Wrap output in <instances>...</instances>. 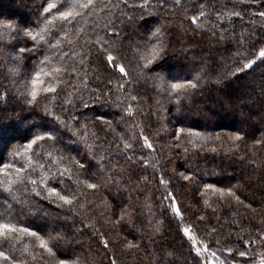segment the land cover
Wrapping results in <instances>:
<instances>
[{
    "label": "snow or ice",
    "instance_id": "obj_1",
    "mask_svg": "<svg viewBox=\"0 0 264 264\" xmlns=\"http://www.w3.org/2000/svg\"><path fill=\"white\" fill-rule=\"evenodd\" d=\"M218 3L219 0H42L31 23L0 21L9 37L5 40L0 35L2 95L7 99L9 93H18L25 105L22 111L39 109V123L30 125V135L22 138L24 142L11 151L8 145L0 151V176L6 181H0V264H95L91 246L84 247L85 235L96 240L105 254L115 247L126 253L143 252L153 264H174V253L166 250L163 243L157 246V239L163 237L165 219L176 223L191 264H255L257 249L261 250L260 264H264V220L255 231L233 221L227 224L230 230L225 233L221 229L226 222L216 217L213 223L212 216L207 215L209 208L213 214L216 211L206 198L209 192L224 206L244 205L236 187L205 182L198 161L186 160L183 171L173 169L169 173L167 158H158L163 156L165 146L157 148L155 140L137 123L146 114L159 115V110H140L136 87L141 81L158 82V86L154 85L158 96L182 105L214 75L207 62L196 63L186 75L164 67L175 35L173 18L177 11L181 13V23L175 27L190 21L200 28L208 21V31L218 35L219 42H226L227 47L217 55L238 65L231 76L249 75L254 67L264 65V36L249 41L245 48V37L234 32L229 36L223 27L226 18L241 17L242 13L234 10L235 5L231 10H217ZM220 7L228 9V3ZM116 13L123 17L120 24L127 23L131 31L117 27ZM253 15L264 18V11ZM97 16L105 23L93 20L86 33L82 25ZM161 18L166 22L161 23ZM126 46L131 60L121 55ZM93 56L102 60L106 73L103 79L100 65L93 66ZM191 59L196 61L195 56ZM94 81H100L103 88L92 86ZM245 88L249 98L255 94L264 99V75ZM156 103L159 105L160 100ZM105 104L117 109V125L131 121L133 130L121 128L117 132L112 120L96 112L97 106ZM4 120L0 114V127ZM161 128L167 133L166 126ZM182 134L203 143L220 139L179 128L172 133L176 143L168 147L181 148ZM156 139H163L160 131ZM244 139L240 133L228 137L236 148ZM187 143L203 150V145L193 139ZM254 144H264V138L254 139ZM189 151V147H183L185 154ZM133 164L145 174L136 175ZM174 180L195 186L197 203L203 204L204 211L193 213L191 221L185 215L190 206L182 207L171 190ZM153 181L163 189L158 201L145 196L139 202L138 196L133 197L134 192L143 195V186ZM125 195L128 200L123 199ZM25 217L52 223L34 227ZM201 224L207 227L203 234ZM25 237L32 239L31 251L28 244L20 248ZM16 250H20L19 258L13 254ZM108 262L117 264L115 253Z\"/></svg>",
    "mask_w": 264,
    "mask_h": 264
},
{
    "label": "trees",
    "instance_id": "obj_2",
    "mask_svg": "<svg viewBox=\"0 0 264 264\" xmlns=\"http://www.w3.org/2000/svg\"><path fill=\"white\" fill-rule=\"evenodd\" d=\"M41 2L42 0H0V21L18 22L21 25L29 24L36 19ZM225 3H228V9L220 7ZM233 5H235L234 10L241 12L242 16L226 18L223 21V27L227 30L229 36L234 32L236 36L245 37L244 47L248 48L249 41L259 40L264 36V18L253 15V13L264 11V0H219L217 10H231ZM2 7L9 10L2 11ZM116 16L119 17L116 21L117 27L131 31L127 23L120 24L123 17L119 13H116ZM93 20H98L100 25L105 23V20L99 16L88 20L87 23L82 25L86 33L88 32L87 25L91 24ZM160 22L165 23L166 21L161 18ZM180 23L181 13L177 11L176 16L173 18V32L175 35L163 61L164 67L173 71H181L182 75H186L196 63L207 62L214 75H210L204 86L194 95L185 98L182 105H177L175 100L169 101L167 98L158 96L154 88V85L158 86V82L152 80L141 81L136 87V92L140 95V110L145 113H148L149 108H151L152 113L159 110V115L146 114L138 118L137 123L144 127L145 134L150 135V138L155 140L157 148L161 145L165 146L163 156L158 158H167L165 163L169 173L173 169H176L177 172L183 171L186 160L198 161L199 167L204 170L203 179L205 182L215 183L218 181L220 187H236L237 194L244 201V205L250 207L246 208L244 205L236 204L224 206L219 203V198L212 192H209L206 197L212 207L216 209L214 214L211 208L207 209V215L212 216L213 223H216V217L220 218L221 223L226 222L225 227L221 229L222 232L229 231L227 224L233 223V221L255 231L256 228L261 226V221L264 220V144H254V139L264 138V99L257 98L255 94L249 98L245 85L254 79L258 81L261 75H264V65L254 67L249 75L239 74V78L231 76V73L236 72L238 65L234 64L232 59L220 58L217 55L218 52L227 47V44L226 42H219V36H213L208 31L211 24L204 21L201 27L197 28L190 21H184L182 27H175ZM212 23L217 22L213 20ZM219 31L221 29L218 28L217 32L219 33ZM0 35H3L5 40L9 38L7 30L2 27H0ZM73 39L76 38L73 37ZM79 43L82 44L83 40L81 39ZM184 49H188V51H183ZM77 50H80L79 46H77ZM233 50H235L234 46ZM121 55L128 56L129 60L132 58L127 46L121 50ZM186 56L188 59L185 58ZM193 56L196 57V61H192ZM225 56L227 57V53H225ZM92 59L94 61L93 66L100 65L99 74L103 79L106 73L103 71L102 60H98L95 56ZM132 62L135 63V61ZM89 72L91 73V68ZM214 79H220L221 82L214 83ZM4 83L7 87V83ZM96 85L103 88L100 81H94L92 86ZM2 93L3 89L0 88V114L5 116L4 125L0 127V151L3 150L5 145H8L9 151H11L12 147L24 142L22 139L24 136L30 135V125L39 123V109L32 113L22 111L25 105L18 93H9L7 99ZM156 100H160L159 105ZM116 111L117 109L110 104L96 107V112L102 114L105 120L113 121L117 132L121 128L132 131L131 121L124 125L116 124V120L119 119L118 116L114 118ZM161 125L166 126L167 133L162 131ZM179 128L186 130L191 128L194 133L198 132L203 136L211 137L219 136L220 139H211L207 143H203V141L196 140L195 137H186V134H182L183 143L181 148L168 147L176 143L172 139V133ZM135 131L138 132L139 128H136ZM157 131L161 132L162 140L156 139ZM237 133L245 137L244 141L239 143V148L233 146L228 140L230 135ZM188 139L195 140L198 145L202 144L203 150L193 149L187 143ZM9 141H11V144H9ZM183 147H189V153L185 154ZM213 148L216 151H212ZM5 155L7 158V153ZM131 167L136 175L142 176L145 174L137 165L133 164ZM0 181H5V178L0 176ZM143 187V195L139 192L132 194L133 197H139V202H143L145 196H151L153 201L159 200L163 189L155 181ZM171 190L175 192L182 207L190 206L187 207L185 212L189 221L194 218L193 213L204 211L203 204L197 203L199 197L195 193V186L174 180ZM123 199L128 200L129 197L125 195ZM53 212H55V209H53ZM157 218H161L158 212ZM24 219L30 221L34 227H44L46 224L51 225L52 223L51 220L44 221L34 217H25ZM102 230L107 231L106 228ZM199 230L201 234L205 233L207 231L206 225H199ZM231 230L234 231V227ZM161 231L163 237L157 239V246L163 243L166 250L174 253L172 257L174 264H191L187 245L182 246L180 236L176 232V223L165 219ZM109 238L111 239V235ZM82 239L85 249L89 245L91 246V258L95 259V264H109L108 257L113 253H115L117 264H153L152 258L146 256L143 252L126 253L113 247L105 254L102 246L96 240L87 235ZM32 243L31 238L25 237L20 244V248L22 249L24 244H28L30 245L29 251H31ZM36 251L39 255L40 250L37 248ZM13 254L19 258L20 250H16ZM261 259V250L257 249L254 257L255 264Z\"/></svg>",
    "mask_w": 264,
    "mask_h": 264
},
{
    "label": "rangeland",
    "instance_id": "obj_3",
    "mask_svg": "<svg viewBox=\"0 0 264 264\" xmlns=\"http://www.w3.org/2000/svg\"><path fill=\"white\" fill-rule=\"evenodd\" d=\"M0 10H1V8H0ZM9 9H7V8H5V7H2V11H8ZM26 16V15H25ZM24 16V17H25ZM25 18H27V17H25ZM256 264H260V261L258 262V263H256Z\"/></svg>",
    "mask_w": 264,
    "mask_h": 264
}]
</instances>
